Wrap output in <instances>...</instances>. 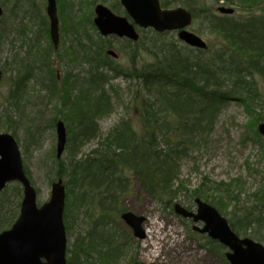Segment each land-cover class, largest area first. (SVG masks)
Here are the masks:
<instances>
[{
    "label": "trees",
    "instance_id": "1",
    "mask_svg": "<svg viewBox=\"0 0 264 264\" xmlns=\"http://www.w3.org/2000/svg\"><path fill=\"white\" fill-rule=\"evenodd\" d=\"M109 1L56 0L61 43L54 49L43 14L46 0H0V39L2 26L8 23L13 27L15 22L24 23L19 32L25 35L34 26L30 17L44 32L42 45L30 29L33 35L26 38L21 56L10 55L0 68L1 80L9 79L0 128L11 133L17 143L14 130H22L25 145L35 147L45 126L54 129L59 120L65 125L69 156L57 160L55 155L52 182L65 187L64 224L72 212L81 217L82 224V234L67 264H120L124 258L128 264L138 262L137 242L120 220L123 212L131 211L125 203L136 191L163 209H171L185 190L180 180L183 162L206 147L219 115L232 102L241 104L264 148L257 132V125L264 122L257 112L261 106L257 101L263 97L261 85L264 87V0H159L164 9L180 6L190 11L192 26L201 16L217 42H208V49L201 51L162 38L167 33L155 34L154 42H146L143 36L136 43L122 40L132 57L136 51L141 54L144 63L136 68L118 67L105 55L110 41L94 27L93 11L98 4H110L111 10L118 12V4L113 3L118 0ZM223 6L237 12L233 16L217 13ZM84 8L87 12L83 13ZM257 8L262 9L254 10ZM68 34L73 42L63 49ZM69 63L85 65L86 72H60L61 66ZM109 73L130 78L133 101L129 117L103 135L98 122L110 115L114 106ZM27 105L39 109L34 117L26 115ZM41 105H53L55 112L46 123ZM92 141H96L94 147L78 159L80 147ZM24 170L32 183L25 166ZM12 191L21 198L17 183L2 192L0 232L9 229L19 215V201L12 215L3 211L1 203L8 201L5 195ZM229 224L238 236L264 243L263 196L259 206L233 215ZM209 245L211 254L226 261L221 245L213 241Z\"/></svg>",
    "mask_w": 264,
    "mask_h": 264
},
{
    "label": "rangeland",
    "instance_id": "2",
    "mask_svg": "<svg viewBox=\"0 0 264 264\" xmlns=\"http://www.w3.org/2000/svg\"><path fill=\"white\" fill-rule=\"evenodd\" d=\"M36 1L38 2V0ZM196 1L193 0V2ZM113 3L118 4L117 10L121 8L119 0ZM109 5L105 6L110 8ZM84 9L85 11L83 10L82 12H87V9ZM260 9L262 8L254 10L258 11ZM43 14H45V8H43ZM121 15H123L122 8ZM30 18L34 23L33 28L30 27L31 31L39 36L40 44L45 45L44 38L42 37L44 33L42 25H39L40 23L34 18ZM13 25L14 27L8 23V26H2L3 37L0 39V68L10 55L18 54L21 56L23 52L20 50H25L26 38L33 35L30 34V29L25 35L19 32V30L25 27L24 23L15 22ZM190 31L197 34L207 43L217 42V38L207 30L201 16L198 17L196 23L190 28ZM139 32L146 42L157 40L155 35L157 33L152 30H146L144 33L142 31ZM165 37L171 41L177 40L175 32L162 35V38ZM106 39L110 41L111 45L106 50L113 51L119 58L118 60L115 58L118 67L136 68L142 66L144 63L143 58L138 51H136V56L132 57L133 53H129L130 50L127 48V44L121 39L115 37ZM72 40V35L68 34L66 39H64L65 45L62 48H67L73 42ZM64 62L68 63L66 59H64ZM66 65L68 66L66 67ZM66 65L61 66L60 72L70 71L75 75L84 74L87 69L85 65L70 63ZM109 77L110 85L113 89L111 94L114 99V106L112 113L103 117L98 122L100 132L103 135L115 127L121 119L129 117L131 111L129 103L133 101L131 95L133 82L130 78L128 79L124 75L119 74L113 77L112 73H109ZM8 84L9 79L3 77L0 82V112L3 101L7 96ZM107 89H109L108 86ZM261 92L263 93V97L257 101V104H261V106H257L259 108L257 112L260 113L261 117H264V87L262 85ZM40 109L44 113L42 119L45 123L51 117H54L53 105L46 108L41 105ZM25 110L26 115L31 118L34 117L33 113L39 109L37 107L34 109L31 105H27ZM249 124L250 118L244 112L241 104L232 102L222 111L206 147L200 153L190 155L183 162L180 180L183 182L185 190H182V194L175 200L176 203L183 205L190 211H195L196 205L194 204V200L199 198L201 201L209 203L212 206L215 204L214 207L229 222H231L233 215H241L244 210L259 206V198L264 194V148L257 140ZM14 131L20 143L18 144L23 164L31 177L35 190H37L36 203L37 205H42L50 198L52 180L55 178L54 174L56 173V159L54 160V157L57 136L55 128L51 129L45 126L42 136L35 147L25 145L22 130L15 129ZM0 133H5V131L0 128ZM261 142L264 144L263 138H261ZM95 144L96 141H92L80 147L78 159L85 157ZM68 156L67 152H65L63 158L67 159ZM190 196L191 200L189 199ZM5 198H8V201L1 204L4 205L3 211L10 216L15 211L17 201L21 203L22 194L20 198L13 191L7 192ZM206 198L207 201H205ZM125 205L132 213L146 218L143 224L146 238L143 241L134 239L137 242V249L135 248V251L139 263L229 264L227 261H221L219 257L211 254L208 251L211 240L194 232L192 223L177 217L172 208L165 210L136 191ZM80 218L76 216V213L72 212L67 224H64L66 227L68 250L66 255L67 263L72 258V253L76 250V247L74 248L73 246L74 244L76 245V239L82 234ZM153 223L157 227L156 233H147L152 232ZM130 233L132 235L131 231ZM261 244L264 245V243ZM120 264H128L127 259L124 258Z\"/></svg>",
    "mask_w": 264,
    "mask_h": 264
},
{
    "label": "water",
    "instance_id": "3",
    "mask_svg": "<svg viewBox=\"0 0 264 264\" xmlns=\"http://www.w3.org/2000/svg\"><path fill=\"white\" fill-rule=\"evenodd\" d=\"M127 18L113 14L99 4L94 9V26L102 37L116 36L137 42L140 29H152L156 33L177 32L181 43L206 50L207 43L190 32L192 15L186 9H162L159 0H120ZM223 15H232L231 8H219ZM0 6V17L2 16ZM46 15L49 20L50 40L55 49L59 46V20L56 0H46ZM107 55L118 58L113 51ZM1 80V72H0ZM57 145L56 158L61 159L66 145V129L62 121L55 126ZM258 133L264 137V123L259 124ZM17 182L23 188L20 214L11 229L0 233V264H66V234L63 224L65 189L61 182L54 184L49 200L38 207L36 191L25 175L20 148L10 134L0 133V195L7 184ZM264 199V196H263ZM195 212L187 211L179 204L174 212L183 219H191L193 230L219 243L229 251L226 260L229 264H264V246L249 238L238 237L229 222L214 207L195 199ZM122 222L132 231L136 240H144L142 225L145 218L131 212L121 215ZM202 224V227L196 226ZM140 264V263H136ZM142 264V263H141Z\"/></svg>",
    "mask_w": 264,
    "mask_h": 264
},
{
    "label": "bare ground",
    "instance_id": "4",
    "mask_svg": "<svg viewBox=\"0 0 264 264\" xmlns=\"http://www.w3.org/2000/svg\"><path fill=\"white\" fill-rule=\"evenodd\" d=\"M112 3L113 1L111 0V1H109V2H107V3ZM156 229H157V227L155 226V223H153L152 224V232H147V233H150V234H152V233H156Z\"/></svg>",
    "mask_w": 264,
    "mask_h": 264
}]
</instances>
